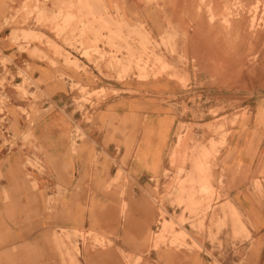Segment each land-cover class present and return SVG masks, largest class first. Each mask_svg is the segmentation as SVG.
Segmentation results:
<instances>
[{
	"label": "crops",
	"instance_id": "crops-1",
	"mask_svg": "<svg viewBox=\"0 0 264 264\" xmlns=\"http://www.w3.org/2000/svg\"><path fill=\"white\" fill-rule=\"evenodd\" d=\"M26 2L0 0V50L12 59L7 68L15 76L14 83L22 82L20 70L29 71L31 80L40 82L31 85V91L39 87L49 96L41 106L47 112L31 124L33 116L29 112L14 108L4 116L0 114V120L6 119L0 124V264H208L214 257L220 264H230L229 255L215 252V246L190 224H185L188 243L195 239L213 256L156 241L162 218L154 209L151 191L155 179L163 190L167 150L179 122V111L154 93H167L176 83L134 79L118 82L103 76L106 69H99L69 46L67 51L80 61L79 69L63 61L55 65L20 50L9 42L10 29L5 27V20L18 17L17 11ZM101 4L110 15H116L118 7L126 23L141 21L155 36L166 27L155 1L98 0L95 9ZM48 7H52L50 3ZM169 9L174 18L175 7ZM35 22L31 17L30 23L36 28ZM36 30L54 39L47 27ZM34 47L38 46L31 44ZM41 51L50 56L47 50ZM0 71H5L1 65ZM76 83L131 88L147 94L122 92L99 102L94 109L86 105L91 118L85 119L76 107L77 91L72 89ZM9 92L10 103L27 108V103L10 88ZM256 105L245 118V126L241 125L243 152L232 181L241 183V195L232 196L240 211L233 206L251 221L244 223L252 234L238 264H264V203L259 205L244 186L264 165V95ZM27 129L30 137L24 140ZM4 136L14 137V144H4ZM27 158L40 166L28 165ZM119 169L122 175L114 184ZM168 214L180 215L181 211ZM64 230L91 231L105 239L104 245L94 244L91 248L79 238V254L74 257L75 263L71 262L58 250L65 241Z\"/></svg>",
	"mask_w": 264,
	"mask_h": 264
},
{
	"label": "rangeland",
	"instance_id": "rangeland-1",
	"mask_svg": "<svg viewBox=\"0 0 264 264\" xmlns=\"http://www.w3.org/2000/svg\"><path fill=\"white\" fill-rule=\"evenodd\" d=\"M147 1L158 4L162 22L166 24L157 36L141 21L126 23L118 7L116 15H110L104 4L95 9L98 0H27L17 11L18 17L5 20V27L10 29V43L55 65L63 61L66 66L80 68L78 58L67 51L69 46L99 69H106L103 76L118 82L174 81L176 87L169 88L167 93H154L179 111V122L167 150L163 190L155 179L151 191L154 209L162 218L157 244L168 243L199 253L206 251L213 256L211 250L195 239L188 243L190 236L185 224H190L215 246V252L221 256L228 254L230 264L241 263L247 243L252 241L245 225L251 221L238 212L232 196L241 195V183L232 181L243 152L241 125L245 126V118L250 117L264 95V0ZM169 6L176 9L174 18ZM31 17H35L36 28L47 27L54 39L37 31L30 23ZM31 44L38 47L32 49ZM41 50H47L50 56ZM11 62L0 50V65L5 69L3 73L0 71V114L3 116L14 108L29 112L33 116L31 124L47 112L41 106L49 95L39 87L31 91V85L40 82H33L29 71L20 70L22 82L14 83L15 76L7 68ZM8 84L27 103V108L10 103ZM72 89L77 91L76 107L85 119L91 118L86 105L94 109L99 102L122 92L147 94L131 88L79 83L73 84ZM93 98L95 102L91 103ZM163 111L168 112L166 108ZM5 122L6 119L0 120V124ZM29 131L24 140L29 139ZM3 138L4 144H14V137ZM26 163L39 165L29 158ZM121 175L119 169L114 184ZM244 186L259 205L264 203V165ZM168 211L181 214L169 215ZM63 233L65 241L58 250L63 259L74 263L75 255L79 254V238L91 248L94 244L104 245L105 241L91 231ZM208 264L220 263L214 257Z\"/></svg>",
	"mask_w": 264,
	"mask_h": 264
},
{
	"label": "bare ground",
	"instance_id": "bare-ground-1",
	"mask_svg": "<svg viewBox=\"0 0 264 264\" xmlns=\"http://www.w3.org/2000/svg\"><path fill=\"white\" fill-rule=\"evenodd\" d=\"M234 207V206H233ZM234 209L236 210V208L234 207Z\"/></svg>",
	"mask_w": 264,
	"mask_h": 264
},
{
	"label": "built area",
	"instance_id": "built-area-1",
	"mask_svg": "<svg viewBox=\"0 0 264 264\" xmlns=\"http://www.w3.org/2000/svg\"><path fill=\"white\" fill-rule=\"evenodd\" d=\"M5 115H6V113H5ZM4 116V115H3Z\"/></svg>",
	"mask_w": 264,
	"mask_h": 264
}]
</instances>
